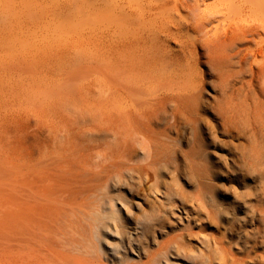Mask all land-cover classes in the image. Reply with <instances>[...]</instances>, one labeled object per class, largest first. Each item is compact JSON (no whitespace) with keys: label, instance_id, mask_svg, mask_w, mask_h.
Instances as JSON below:
<instances>
[{"label":"bare ground","instance_id":"1","mask_svg":"<svg viewBox=\"0 0 264 264\" xmlns=\"http://www.w3.org/2000/svg\"><path fill=\"white\" fill-rule=\"evenodd\" d=\"M71 4L81 5L84 23L71 41H82L83 51H72L81 52L73 55L83 56L76 59L81 68L73 57L69 84L41 87L26 100L18 132L4 140V264H215L210 248L232 244L228 232L237 231L241 247L255 245L260 195L254 191L252 207L246 200L224 206L227 176L211 175L208 165L235 171L225 145L236 138L252 139L259 160L264 86L254 80L264 76V0ZM187 33L195 36L185 41ZM228 68L235 79L217 89L213 76L223 78ZM232 122L241 124L238 136ZM182 129L184 143L198 147L193 166L183 141L173 137ZM256 166L247 167L255 177ZM206 182L204 197L227 220L217 242L194 237L182 195L183 186ZM230 256L225 264H264Z\"/></svg>","mask_w":264,"mask_h":264},{"label":"rangeland","instance_id":"2","mask_svg":"<svg viewBox=\"0 0 264 264\" xmlns=\"http://www.w3.org/2000/svg\"><path fill=\"white\" fill-rule=\"evenodd\" d=\"M79 2L80 0H78V3ZM80 6L72 7L71 0H0V264H4V187L2 160L4 140L7 135L16 134L18 132L22 104L26 100L35 98V92L39 88L67 85L71 82L70 78H72V71H75V69L70 63L73 57L75 61L76 59L81 61L80 58L83 57H75L81 52L76 55L74 54L75 51H80L82 48L81 44L78 43V41L81 43L82 41L76 40L77 42H74L76 44L72 45L75 40L74 37H80L84 28V23L81 21L83 19L80 20V17L82 18L79 11ZM75 14L76 17L74 16ZM77 16L79 19H77ZM73 17H75L76 21H73ZM82 25L83 28H81ZM74 29L75 31L76 29H80L77 31L79 35H75L77 32H75ZM70 30L75 33L71 35L72 32ZM80 31L81 33H79ZM187 34L188 35L184 36L185 41L190 39V35L192 37L195 36L194 33ZM248 44L254 45L253 43ZM76 45H78V47H76ZM74 49L76 50L73 51ZM81 51H83V48ZM77 62L79 61H76L75 68L80 69L81 63L79 62L80 64H78ZM199 68L203 71L206 70L204 63H199ZM215 69L218 70L217 68ZM230 69L234 72L237 67H230ZM233 72L229 70V68L224 69L223 78H221L218 73H215V76H213L215 79L214 86L217 89H221L222 80L233 82L235 79ZM247 75L248 74H246V77L248 78L249 76ZM78 78L79 81L80 77ZM229 82H226V84H233ZM254 82L258 85L255 86L256 88L261 85L264 86V76L260 82L256 80H254ZM262 89H264V87ZM223 95L220 97L225 98L226 95ZM262 95H264V91ZM242 96L244 95L240 97L242 98ZM262 97L263 101L264 96ZM261 104H264V101L261 102ZM240 110L242 111V116L243 113L247 111L244 99L243 104L240 106ZM262 110L264 121V106ZM238 125L241 124L232 122V125H230V132L233 135L238 136ZM203 135L205 140L209 139L206 131ZM186 136L187 132L182 129L179 135L174 134L173 137L183 141L181 146L189 155V158H191V165L193 166V160L195 161L193 155H199V151L196 144L190 143L187 145L184 143L183 139ZM241 141L244 145L240 143ZM258 141L259 160L257 162H255L254 159L253 140L249 139L245 141L244 139L240 140V138H236L234 142L226 141L227 144L225 145V147L229 148L226 157L230 160H234L236 164H238V168H236L237 166H233L235 171L232 169L227 170L222 163L211 162L208 165L211 175L217 171H223L227 176L226 182L229 187V193L221 197L224 206L230 205L232 208L233 206H237L238 201L239 203H244L246 200L248 206L252 207L254 206L255 199L254 191L260 195V211L263 214V222L260 224L262 232L255 240L257 242L255 245L250 244L247 249L246 247H241L240 244H236L237 231L225 234L222 230V225H224L227 220L223 216H219V212L216 211L213 203L209 202L204 197V192L209 191L210 193L208 182H206L204 186L201 183L192 187L183 186L182 195L184 203L189 209L188 217L191 220L189 230L195 233L194 237H208L217 242V240L220 241L223 239L225 234L226 236H230L233 240L232 244H227L225 247L222 245H217V247L211 246L210 254L215 264H225L226 261H230V255L232 254L241 259H249L250 257L254 259L253 261H264V257L260 258L259 256H255L259 255L260 252H264V248H262L264 245V124L259 133ZM177 145L178 144H176V146ZM219 151L222 152V149H219ZM173 157L174 156L171 158ZM168 158H170V156H168ZM174 162V170H176L181 163V158H176ZM243 163H247L246 166H244ZM253 163L257 165L256 167L258 169V176L256 177L253 174H249L247 170V167L251 166ZM240 164L242 167H239ZM234 173L238 176H233ZM162 179L163 178H159L158 181L165 184V189L168 190V182L165 181V183H163ZM218 181L219 179L217 177L212 183L218 184ZM177 198L178 197H176V199ZM168 203L169 201L164 198L162 202L164 208L167 209ZM159 206H161L160 203ZM250 230L251 229H249V231ZM178 240L184 241L185 245L188 247H196L195 244L189 243L187 240ZM252 241L253 239H251V242ZM200 245H202L200 248H206L204 244Z\"/></svg>","mask_w":264,"mask_h":264}]
</instances>
